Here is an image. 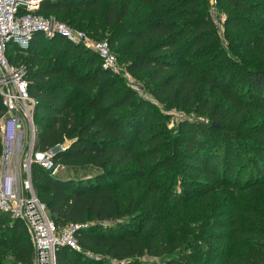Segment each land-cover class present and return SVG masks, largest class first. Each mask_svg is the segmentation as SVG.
Instances as JSON below:
<instances>
[{
	"label": "trees",
	"instance_id": "16d2710c",
	"mask_svg": "<svg viewBox=\"0 0 264 264\" xmlns=\"http://www.w3.org/2000/svg\"><path fill=\"white\" fill-rule=\"evenodd\" d=\"M218 6L227 46L208 0H44L38 10L107 40L154 97L201 118L180 121L176 133L83 45L37 32L27 49L7 52L11 64L28 68L35 149L70 141L56 164L103 170L75 181L32 165L50 218L60 228L84 225L83 251L59 247L57 264H264V0ZM235 35H252L242 40L247 51ZM4 111L0 96V117ZM223 188L230 192L215 207L200 209ZM146 255L161 261H140ZM33 262L25 222L0 211V264Z\"/></svg>",
	"mask_w": 264,
	"mask_h": 264
},
{
	"label": "built area",
	"instance_id": "2783aa9c",
	"mask_svg": "<svg viewBox=\"0 0 264 264\" xmlns=\"http://www.w3.org/2000/svg\"><path fill=\"white\" fill-rule=\"evenodd\" d=\"M43 1L0 0V96L5 107L0 117L3 143L0 156V211L25 222L34 245L33 264H57L56 252L59 247L79 249L77 232L84 225L70 224L60 228L50 218L46 204L36 195L32 165L36 163L55 176L60 164L54 161L56 149H35L37 128L34 112L37 100L29 92L28 68L25 64H11L7 57L8 48L14 44L20 49H27L37 32H43L48 38L62 36L98 54L104 69L123 76L129 84L133 82V76L127 65L121 63L112 51L107 40H96L54 16L39 14ZM215 7L212 5L213 9ZM28 129L31 139L27 137L25 141Z\"/></svg>",
	"mask_w": 264,
	"mask_h": 264
},
{
	"label": "rangeland",
	"instance_id": "374dc122",
	"mask_svg": "<svg viewBox=\"0 0 264 264\" xmlns=\"http://www.w3.org/2000/svg\"><path fill=\"white\" fill-rule=\"evenodd\" d=\"M208 2H209V13H210V16L212 17V19L216 23V26L219 28L218 29V35L220 37V41H221V43H224L225 46H227L229 41H228V39L226 38V35H225L226 28L224 26V23L227 20V16H226V13L223 11L224 7L223 6H221V7L218 6V4H217L218 0H217V2H215L214 0H212V1L208 0ZM212 5L213 6L216 5L215 9L212 8ZM211 10H212L213 14H211ZM52 16L56 17L55 15H52ZM57 19L62 21V22H64V23L66 22V21L62 20L61 17H58ZM83 31L86 32L88 30L87 29H83ZM235 36H238V35H235ZM251 36H249V35L246 36V37H243L242 35L238 36L239 39L235 40V43H237V45H238L236 48H239V47L246 48V45L242 42V40L245 41L246 43L250 42ZM14 46H15L14 44H10L7 52H15ZM22 50H25V49H22ZM245 51H247V48L245 49ZM132 76H133V82L130 83V84L128 83V85L132 89H134L138 93L139 96H141L142 98L152 102L154 105H156L162 111V113H164L165 115L168 116V128L171 130L172 133H176L177 132V128H178V125H179L180 121H182L184 119H198V120L201 119L200 117H196L192 111H190V112H188L187 110L183 111V110H180L179 108H176V107L168 108L166 106V104H164L163 102L159 101L156 97H154L149 92V90L146 88L142 78L137 77V76H135L133 74H132ZM27 132H28L27 136L24 137L25 141L27 140V137H29V139H31V136L29 134V132H31V131L28 129ZM69 144H70V141H67L62 146H68ZM62 146H60V148ZM57 147L54 148V149H56L55 151H57ZM60 148H58V149H60ZM1 165L2 164L0 163V170H1ZM101 172H103V170L101 168L93 166L91 164L79 165V166L60 165V168L58 169V171H57V173L55 174L54 177L62 179V180H68V179L70 180L71 179V180H75V181H84V180H87V179H89L91 177H94L95 175H97V174H99ZM118 184H120V182H118ZM130 191L134 192L136 190L130 188ZM141 191L142 190L140 189V193H141ZM222 191L223 192L221 194H219V195H218L219 192L214 194L213 197H212L213 200L211 199L212 201L210 203L207 202V203L202 204V206H200V209H204V208L206 209V206H214L216 201L219 200V198L225 197L230 192L228 189H225V188H223ZM191 206H193V205H191ZM196 210H197L196 208H193L191 210V212H194ZM112 223L113 222H111V221H104L102 225L107 227L108 225H111ZM30 235H31V233H30ZM31 238H32V236H31ZM77 251H81V252L83 251V248L80 246V244H79V249ZM84 252H85L84 255L86 257L92 258V259H95V260H98V261L104 260V259H109V257L104 256L103 254L96 253V252H93V251H90V250L89 251H85L84 250ZM113 261H115V260H113ZM140 261L151 263V262H155V261L160 262L161 259H159V258H157L155 256L146 255L143 258H141Z\"/></svg>",
	"mask_w": 264,
	"mask_h": 264
},
{
	"label": "water",
	"instance_id": "95a60500",
	"mask_svg": "<svg viewBox=\"0 0 264 264\" xmlns=\"http://www.w3.org/2000/svg\"><path fill=\"white\" fill-rule=\"evenodd\" d=\"M213 125H214V126H218V124H217V123H213Z\"/></svg>",
	"mask_w": 264,
	"mask_h": 264
}]
</instances>
